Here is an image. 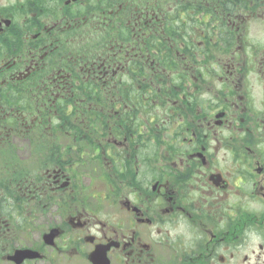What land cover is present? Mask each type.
Returning <instances> with one entry per match:
<instances>
[{
	"label": "flooded vegetation",
	"instance_id": "1",
	"mask_svg": "<svg viewBox=\"0 0 264 264\" xmlns=\"http://www.w3.org/2000/svg\"><path fill=\"white\" fill-rule=\"evenodd\" d=\"M0 264H264V0H0Z\"/></svg>",
	"mask_w": 264,
	"mask_h": 264
}]
</instances>
